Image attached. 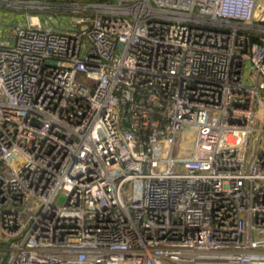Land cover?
Listing matches in <instances>:
<instances>
[{
  "label": "built area",
  "instance_id": "built-area-1",
  "mask_svg": "<svg viewBox=\"0 0 264 264\" xmlns=\"http://www.w3.org/2000/svg\"><path fill=\"white\" fill-rule=\"evenodd\" d=\"M39 2L0 0V264H264V0Z\"/></svg>",
  "mask_w": 264,
  "mask_h": 264
},
{
  "label": "rangeland",
  "instance_id": "rangeland-1",
  "mask_svg": "<svg viewBox=\"0 0 264 264\" xmlns=\"http://www.w3.org/2000/svg\"><path fill=\"white\" fill-rule=\"evenodd\" d=\"M39 1V0H36ZM98 0H40L37 6H18V7H2L5 9L4 11L7 13H14L18 16H28L34 15L39 17L40 21L44 20V17L54 16L55 18L65 19L66 21H70L71 17L78 14L77 12H82L84 10H88V6L95 4H113L118 5L121 0H104V3L97 2ZM132 3V2H131ZM130 4V3H129ZM34 12V14H33ZM88 13H92L89 9ZM36 13V14H35ZM4 22V20H2ZM8 28L3 27V30L0 31V43L4 38H7ZM252 148V143H251Z\"/></svg>",
  "mask_w": 264,
  "mask_h": 264
},
{
  "label": "trees",
  "instance_id": "trees-1",
  "mask_svg": "<svg viewBox=\"0 0 264 264\" xmlns=\"http://www.w3.org/2000/svg\"><path fill=\"white\" fill-rule=\"evenodd\" d=\"M53 1H58V0H53ZM67 1V0H66ZM68 1H70V0H68ZM72 1V0H71ZM97 2H99V3H104L105 1L104 0H98ZM33 14H34V12H33ZM36 14V13H35Z\"/></svg>",
  "mask_w": 264,
  "mask_h": 264
}]
</instances>
